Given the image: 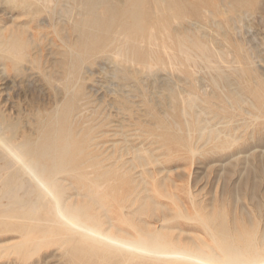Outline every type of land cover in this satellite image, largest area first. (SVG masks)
<instances>
[{
	"label": "rangeland",
	"instance_id": "374dc122",
	"mask_svg": "<svg viewBox=\"0 0 264 264\" xmlns=\"http://www.w3.org/2000/svg\"><path fill=\"white\" fill-rule=\"evenodd\" d=\"M116 1L120 0H104V3L108 6H118ZM151 1L152 0H142L143 13L141 14L142 17H140L142 32H139L140 29L138 30L136 27L132 28L133 26L131 25L129 26L131 30L129 28H123L122 20H127V22H129L132 21V19L128 17L125 18V16L121 13L110 15L105 18L102 17L99 19L100 21L97 22L98 24L95 26V31H93L92 40H90L91 42L89 44L91 47L85 50V52L83 51L82 41L75 43L77 32L69 24V22L62 19L64 12L61 10V4L64 0H53L49 9H42L39 12L38 15L44 14L40 17L46 18L51 25H47L39 30H36L35 22H32V25V23L28 21L29 23L27 26L30 28L32 27L31 29L34 30L33 32L35 34L36 41L41 42L39 43L41 51L38 55V62L41 63L40 67H44L48 64L45 66V69L49 67V70L58 75L60 73L54 71V69H57L56 62L58 59L60 60L62 54H66L71 58L69 61V65L71 64V66H69V74L71 73V75L70 77H67L69 81L64 80V75L62 74L58 76L55 74L54 78V81L57 79L62 81L57 84L59 90L61 89L60 92L63 93L65 89L66 91H69L68 99L65 102H67V104L69 102L68 105L71 106V113L67 116H70L69 118L72 117L70 120L73 119L71 127H74V131H77V128H80L81 130V127H84L81 132H79L80 130L78 131L79 134H77L75 139V141L77 140V142L80 143V148L84 149L79 155L77 162H84V164L78 173H71V176H68V178L74 186L80 188L82 191H85L86 189L94 187L97 182L100 183L101 181L102 183L104 182L103 180L109 181L107 179L110 178V176H108L109 173L113 176L110 178V180L113 178L112 182L105 181L106 183L103 185L108 183L110 184L104 186L105 188L102 187L103 189H101L102 191H105L107 195L101 193V195L98 196L100 200L104 199L105 202H109V198L112 197L111 199H114L113 201L111 200L113 203L115 198L118 199L120 197L118 200H121L123 199L122 197L125 196L123 199L124 201L122 202L126 203L125 198L127 196L129 197H127L126 200H129L130 197L132 198L134 195L138 194L137 200L139 203L140 201H142V203L144 202V205L142 204L139 208V211L141 210V217L139 215H135L134 217L133 215H128L130 222L133 221L132 223H134L136 227L138 226L137 229H141L143 231H153L159 228V230L161 229V233L164 235L165 230L167 229V237H172L171 239L173 240L178 237V241L181 244H187V246L204 243L211 244L212 241L210 236H208L207 230L204 227V229L201 227L202 224L199 219H197L199 216H202V218L209 220L208 222H213L215 224L213 226L217 229L220 228L221 224H225L226 228L228 227L229 232L233 235L241 233L242 229L244 232L246 230V232H249L250 230L254 231L253 229L257 228L258 232H261L262 235H258L256 229L254 234L256 235L259 244H261L262 242L260 241V236L264 235V93L262 94V92H264V67L261 66L264 65V0H162L163 2L159 0L160 3L157 0V3H155V0ZM71 2L72 4L74 3L73 6H77L81 2L85 3L86 0H72ZM1 4L3 6H0V19H4L3 21L0 20L1 25L4 22L5 26L9 25L8 27H10V25H12V21L23 20V18H20L18 15V10L0 2V5ZM6 6H8V8ZM166 6L167 8L170 7V9H165ZM221 6L225 7L222 8ZM155 7L164 9L165 12L162 13L160 11L158 12L159 14L157 12L156 14L154 12ZM171 8H173V10ZM224 10H226L227 13L223 14L225 12ZM228 11H230V13H228ZM237 11L240 13L238 14ZM229 14L239 16L240 20L238 21L239 18L237 17V19L236 16H234L237 20V23H234L236 20H229L228 16H231ZM112 16H115V18L113 19ZM14 17L16 18L15 20ZM81 17L82 16L77 15L76 13H73L72 16L74 22H78ZM7 18L10 20L9 23L7 22ZM23 21H27L26 18ZM215 21L217 22L215 23ZM232 22L235 25L232 24ZM194 27L196 29H194ZM30 28L28 30L32 31ZM54 29L59 32L58 35H55L57 33ZM183 30H185L186 35L193 39H200L203 42L209 40L206 43L215 49L217 47L216 50L219 49L221 54L224 55L222 56L225 61L217 55H215L217 58L212 56L213 54L210 55V61H214L211 63L208 62V64L210 63L209 65L213 68V72L211 67L208 69L206 68L209 66L208 64H205V61L208 60H198L196 57L194 59H196V62L199 64L197 65L194 61L193 63L197 65L196 66L194 64L196 67L191 63L193 60H189V62L187 61L186 64L185 60L180 57L178 60L181 59L180 61H183L182 63L179 64L177 59L176 64L175 62L172 63L175 64V66L177 65V67L169 66L170 63L168 65L166 60H164L163 63L162 61L161 63L153 62L151 65L154 67L151 68V71L143 66V54L151 48L160 52L159 46L151 45V40L149 39L151 35H154L157 38V44H160L161 40H166L168 45L170 44L169 46L173 47H170L169 50L176 51L174 49L177 45V32H183ZM134 33L136 34L134 37H136L135 39L137 43L125 49L122 47L123 56H115L119 40L121 42L122 40L124 41L125 36H127V39L130 40V36ZM63 34L66 35V37L62 40L61 36H63ZM45 35L49 38V40H51V42H53L49 47L44 46L46 44L49 45ZM38 37L39 39L37 40ZM51 37L53 38L51 39ZM213 42H215V44ZM66 44L73 50L71 55L69 53L67 54L69 51H67V46H64ZM188 44L191 45L190 43ZM62 47L63 49L65 47L64 50L66 51H64ZM50 49L52 53L50 52ZM227 50L230 52L229 54H227ZM192 51L195 52L193 48ZM74 52H81V58H76V54L74 55ZM45 56L47 58H45ZM227 56L228 58H226ZM257 57L260 62L256 59ZM116 61L118 63H116ZM201 61L202 63L204 62V64H202ZM214 62L217 64L218 68ZM257 62L258 64L261 63V65H258ZM181 64L183 65L181 66ZM225 67H228V69ZM221 68L225 73L223 71V73L219 72V70L221 71ZM174 72L176 75H174ZM13 74L16 75V77ZM221 74H225V76H222ZM10 76L17 79V85L14 86L13 84H9L8 86H5L0 84V86L7 87L4 92L7 93L9 98L11 96L14 101H19L22 108L23 106H27V103H33L39 106H48L47 97H45L47 92L46 86H48V83L42 81L41 84L44 85L43 87L41 85L40 90H23L21 83H19L22 79L21 77L23 76H17V74L12 71H10ZM211 77L213 79L215 78L218 84L215 79L213 81ZM222 77H226V80L224 78L225 82L228 80L227 82L231 84L228 85L227 82L224 83ZM196 79L197 81H195ZM59 80L56 82L58 83ZM53 83L55 84V82ZM70 85L72 88L75 85L73 90ZM63 86L67 87L64 89ZM171 88L173 89L172 92L170 91ZM40 92H44V96ZM235 92L239 93L241 96L235 94ZM179 93L182 95V98L178 99ZM188 93L193 96L197 95L200 99H198L197 96L198 100L194 98L195 96L190 97ZM70 94L73 95V98ZM224 95L228 100L224 98ZM4 97V94L0 93V106L3 109H8L9 105L5 104L3 101ZM190 98H192L193 101H190ZM239 98H242V100L240 99V101ZM183 104L186 110L183 109ZM190 107L192 108L191 110ZM181 109L185 113L181 112ZM201 110H204L202 111L203 114ZM186 111L188 112L186 113ZM193 111L195 113L199 112V116L196 117L198 114H193ZM77 112H83V115H80ZM75 113H77V116L75 115L74 117ZM183 113L186 115H182ZM87 116L89 117L88 119ZM195 118H197V120ZM206 119L208 120L209 125L208 122H206ZM174 121L177 124H175ZM186 121H188V123ZM83 122L85 124L88 123L89 125L85 126ZM201 126L203 128L206 127V130ZM214 127H216L217 130H215L216 128ZM210 130L212 132L209 133ZM89 131L92 132L90 133ZM122 133L124 135H122ZM126 146H128V148ZM136 146L137 148H140L141 152L146 151V160L141 159L140 162L139 159H135L137 155L135 153L137 150L135 149L137 148L134 147ZM120 148L121 152L119 151ZM123 148L126 150V152H124L125 154H123L125 156L122 155V152L125 151ZM133 148L135 152H133ZM127 150L131 153L128 154ZM132 152L136 155H132ZM119 155H122V157ZM131 156L135 157L133 158ZM154 157L158 160H155L156 158ZM134 159L138 161L137 164L136 161L134 162ZM111 160L112 162H110ZM130 160H133V162ZM142 161L146 164L144 163V165ZM117 162L121 165H123L124 162L127 164H124L125 166H121ZM97 164H100L101 166ZM130 164H133V167ZM139 165L141 169L143 168L145 171L141 169L139 170ZM143 165L144 167H142ZM109 167H113L112 170H114V172L116 169L119 170H117L116 173H111L112 171ZM115 167L116 169H114ZM123 170L125 171V174L122 172ZM98 172H102L101 174H104L105 176L103 175L104 177H102ZM105 173H107V175ZM117 173L118 175L119 173L120 175H123L124 179L121 178L122 176H116ZM79 174L82 176H79ZM84 174L87 176L84 177ZM138 174L141 175V177ZM99 176L100 179H97ZM95 178L96 180H94ZM131 179L135 180L133 181ZM158 180L161 181L159 182ZM117 182H119V184ZM116 183L119 186H116ZM137 183L138 187L136 188L135 186H137ZM139 183H141V185H139ZM122 184L124 186H122ZM125 184L129 185L126 186ZM160 185H162L163 188L159 189ZM125 187H129L127 189L128 191L130 190L129 193ZM139 187L142 189L141 192H139ZM122 188L126 191L124 189L123 190L125 192L121 190ZM131 188L133 189L131 190ZM153 189H155L156 192ZM110 190L113 191L109 192ZM118 190H120V192ZM143 190L148 192L145 193ZM135 191L136 193H134ZM118 192L121 193L122 196H120ZM157 192L159 194L158 196L155 194ZM116 193L119 196H116ZM130 193L134 194L129 195ZM163 195H168L169 198H164ZM147 196L149 197L147 198ZM84 197L85 196H76L75 201L79 203L80 201H87V197H85L86 199ZM143 197L146 198L144 199ZM151 198L155 202H152ZM175 201H179L181 204H179V206H182L185 209L182 207L181 209L179 206V209L176 208L178 202ZM192 201L194 203H192ZM115 202L113 204L111 203L113 210H115L117 207L116 205L118 204L117 200ZM136 203L139 204L138 202ZM94 205L91 204V207H94ZM159 206L165 207H162V210H160ZM95 207L97 208L96 205ZM169 209L173 210V212ZM175 209L176 215L174 213ZM178 210L182 214L178 213ZM207 210L209 211L208 215L206 212ZM196 211L198 213H196ZM214 211L218 213L219 216H217ZM210 212L214 215H211ZM150 213L151 216H149ZM177 214L179 218H176ZM220 214L222 215L220 216ZM223 215L224 217H222ZM185 217H188V219L190 217L193 218H190L191 220L189 219V221L185 220ZM218 217L220 219L222 218V221H226L221 223L222 221H219L220 219H217ZM223 218L225 219L223 220ZM172 219H178V222L176 220V223H174ZM194 219H196L195 221L198 220L200 223L192 221ZM143 222H148L149 225L145 226ZM159 222H165L166 224L164 223L163 228H160L161 224ZM123 223L125 222H118L117 224L128 230L130 233L135 234V231L137 230L136 228L131 229V227L127 226L128 224H125V226H127L125 227ZM152 223L154 226L150 225ZM218 223L220 224L219 227H217ZM225 225L223 226L225 227ZM175 226L176 228H174ZM232 226H234V228ZM168 228L171 229L169 230ZM230 228H232V230H230ZM234 231H236V234ZM4 233L6 232H2L0 234V241L2 242L6 240L5 242L8 243V241H14L15 238H17V234L14 232H7L8 234ZM177 234L179 236H177ZM200 238L201 241L204 242L200 243ZM176 239L174 241H177ZM63 240V238H55L48 243L41 244L37 248V253L35 252L32 254L29 259L25 260L26 262L23 260L21 261V257L16 250H11L8 254L3 253L2 257L0 256V264H19L20 262H23L20 264H71L69 256L66 252L75 246V242L67 240L66 243L65 241L63 243ZM192 242L194 244H192ZM27 249L29 250L31 247H28ZM95 260L92 255L87 254L77 259L76 263L96 264L92 262ZM101 264H115V262L111 261L106 263L104 261Z\"/></svg>",
	"mask_w": 264,
	"mask_h": 264
},
{
	"label": "bare ground",
	"instance_id": "6f19581e",
	"mask_svg": "<svg viewBox=\"0 0 264 264\" xmlns=\"http://www.w3.org/2000/svg\"><path fill=\"white\" fill-rule=\"evenodd\" d=\"M71 1L72 0H64V2L61 4V10L64 12L62 19L69 22V24L77 32V36L75 38V43L82 41L84 52H85V50H87L91 47V46H89V44L91 42L90 40H92L93 31H95V29H96L95 26L98 24L97 22L100 21L99 19L102 17L105 18V17L110 16V15H116L117 13H121L122 15L125 16V18L128 17V18L132 19V21H129V22H127V20H122V23H123L122 27L123 28H129V26L131 25V26H133L132 28L136 27L138 30L140 29L139 32H142L141 24H140L141 23L140 17H142L141 14L143 13L142 0H120V1H116L118 6H108L104 3V0H86L85 3L81 2L77 6H73L74 3L72 4ZM157 1H159V0H157ZM157 1L155 0V3H157ZM0 2L8 5L11 8H14L15 10H18L19 11L18 15L20 16V18L22 17L23 20L26 18V20H27V21H23V20L22 21H12V25H10V27H8L9 25L5 26L4 22L2 25L0 24V82H1L0 84L5 85V86H8L9 84H13L14 86L17 85L16 84L17 79L12 78V76H10V71L17 74V76L18 75L23 76V77L20 76L22 78L21 80L18 78L20 80L19 83H21L23 90H30V89L40 90L41 85H42L41 84L42 81H45L46 83H48V86H46L47 92H46V96H45V97H47L48 106H39L37 104H33V103L28 104L27 103V106H23V108L21 107V104L19 101H14L11 96L9 98L7 93L4 92L7 87L0 86L1 87L0 93L4 94V96H5L3 98V101L5 102V104L9 105L8 109L7 108L3 109L0 106V234L2 232H6V233L7 232H14L17 234V238H15L14 241L10 240V242L8 241V243H6L5 242L6 240L4 239V237H3V239L5 241L4 242L0 241V256L1 257L3 255V253L8 254L11 250H16V252L19 253V255L21 257L20 258L21 261L22 260L25 261V260L29 259V257L32 254H34L35 252L37 253V251H38L37 248L41 244L48 243L55 238H61V239L63 238L64 239L63 243H64V241L66 243L67 240L75 242V246L66 252L67 255L69 256V260H70L71 264H77L76 260L81 258V256L87 255V254L92 255L94 257V260L96 259L95 261H92L93 263H96V264H101L104 261L106 263L114 261L115 264H264V237H263L264 235L260 236V241L262 243L259 244V241L256 238V235L254 234L255 229L258 232L257 228L253 229L254 231L249 229L251 232L250 231L246 232L247 230L244 232L242 229L241 233H237V234H236V231H234V233L236 235H233L232 233L229 232L228 227L226 228L225 224H221L222 227L220 226V228L217 229L216 227L213 226V225H215L213 222L212 223L208 222L209 220H206L205 218H202V216H199L197 219H199V221L201 222V224H202L201 227L202 228L204 227L207 230L208 236H210L212 243L211 244H206V243L194 244L193 243L194 240H193L192 244H194V245L187 246V244L186 245L181 244L178 241L179 238L176 236L175 237L178 239L174 238V240L176 239L177 241H174L173 239H171L172 237L171 238L167 237L166 236V233H167L166 232L167 231L166 225H165L166 228H164V229H166L165 235H164L161 233V229L159 230V228L155 229L153 231H151V230L150 231H147V230L143 231L141 229H137L138 226L136 227L135 224L132 223L133 221L130 222V220L128 219L129 218L128 215H131V216L133 215V217L135 215L140 216L141 210L139 211V208H140V206H142V204L144 205V202L142 203V201H140V203H139V201L137 200L138 194L134 195L132 198L130 197L129 200H126V198L129 197V196H127L125 198L126 203L122 202V201H124L123 200L125 197L124 195H123L124 197H122L123 199H121V200H118L120 197L118 199L115 198V201L117 200V203H118L116 205L117 207L115 208V210H113V206L111 205L112 201L114 200V199L113 200L111 199L112 197L109 198L110 199L109 202H107V201L105 202L104 199L100 200L98 196L101 195V193L104 195H107L105 193V191H102L101 189L105 188L104 186H106L110 183H108L106 185H103V184H105L106 182H109V181L112 182L113 178L110 180L112 175H110L109 173H108V176H110V178H107L108 176L106 177L109 181L103 180L104 182H102V183H101V181H100V183L97 182V183H95L94 187L86 189L85 191H82L80 188H77L76 186H74L73 183L68 178V176H71V173L73 174L74 172L78 173V171L80 170V168L84 164V162H79V161L77 162L79 155L81 154V152L84 149L80 148V143H78L77 140L75 141L77 134H79V132H81V130H83L84 127L83 128L81 127V130H80V128H77L75 126L78 129L77 131H74V129H73L74 127L73 128L71 127L72 126L71 122L73 119L70 120L72 117L71 118H69L70 116L67 117L68 114L71 113L70 112L71 106L68 105L69 102H68V104H67V102H65L68 99V94H69V91L68 90L66 91V89H65L67 86H65V87L63 86L65 89V91L63 93L60 92L61 89L59 90V87H57V84L61 83L62 81L57 79V77H56V79L59 80V82L57 83L56 82L57 80L54 81L56 73L54 74L53 71L49 70V67L47 68L48 70L45 69V66L48 64H46L44 67L41 66L43 69L40 67L41 63L38 62V55L41 51V48H39V43H41V42L36 41L35 34L33 32L34 30L31 29L32 27L30 28L27 26V24L29 22L30 23L35 22L36 30L37 29L39 30L40 28H42L44 26L51 25V23L46 18L40 17V16H43L44 14H41V15H38V14L42 9H49L51 4L53 3V0H0ZM159 3H160V1H159ZM168 4H170V3H168ZM178 4H180V3H178ZM171 5H173V4H171ZM0 6H3V5L1 4ZM8 6H6V7L8 8ZM168 6H170V5H168ZM176 6H174V7H176ZM224 7L225 6H223L222 8H224ZM165 9H170V7L167 8V6H166ZM171 9L173 10V8H171ZM160 11L162 13L165 12L164 9L155 7V9H154L155 13L156 12L158 13ZM224 11L225 12L223 14L227 13L226 10H224ZM73 13H76L77 15L82 16L78 22H74V20L72 18ZM228 13H230V11H228ZM232 13H236V12H232ZM239 13L240 12H238V14ZM209 14H211V13H209ZM51 15H52V13H51ZM226 15H228V14H226ZM229 15H231V14H229ZM209 16H211V15H209ZM234 16H236V15L232 14L231 16H228L229 20L230 19L236 20L237 17L239 18V16H236V18ZM17 18H19V17H17ZM112 18L114 19L115 16L114 17L112 16ZM226 18H227V16H226ZM15 19L16 18L14 17V20ZM0 20H2V19H0ZM229 20H227V21H229ZM239 20H240V18L238 19V21ZM9 21L10 20H8V18H7L8 23H9ZM216 22L217 21H215V23ZM206 23H208V22H206ZM234 23H237V20H236V22L234 21ZM234 23L232 22V24H234ZM32 25H33V23H32ZM215 26H217V25H215ZM29 28L32 31H29L28 30ZM129 29L131 30V28H129ZM194 29H196V28L194 27ZM236 29H235V31H236ZM55 31L57 33L55 35H58L59 32H57V30H55ZM38 33H39V31H38ZM40 33H41V30H40ZM237 33H239V32H237ZM135 35H136L135 33L132 34L130 36L131 37L130 40L127 39V36H125L124 41L122 40V42H121L119 40V45L117 47V51H116L115 56L121 57V55L123 54L122 53L123 48L124 49L128 48L129 46L137 43V41L135 39L136 37H134ZM203 35H204V33H203ZM65 37H66V35L63 34V36H61V39L63 40V38H65ZM168 37H171V36H168ZM52 38L53 37H51V39ZM38 39H39V37L37 38V40ZM41 39H43V38H41ZM149 39L151 40V45L159 46V49H160V52H158V51L154 50L153 48H151L145 54H143V60H144L143 66H145V68H147L149 71H151L152 70L151 68L154 67V66L152 67V65H151L153 62L154 63L155 62L161 63V61H162V63H163L164 60H166L168 62V65L170 63L169 66H175V64L177 63L176 59H177V61H179L178 62L179 64L183 62V61L182 62L180 61L181 59L185 60V63L187 61L189 62V60L190 61L193 60L191 63H192V65H194L195 63H193V62L194 61L196 62V59H194L195 57L198 58V60L199 59L200 60H202V59L208 60V61L204 60L206 62L205 64H208V62L211 63L212 61H214V60L210 61L211 57H209V56L212 54H213L212 56H214L215 58H217L215 55L219 56L222 59L224 58L223 57L224 55L221 54L219 49L216 50L217 47L215 49L206 43L209 40H207L206 42H203L200 39L199 40L193 39V38L189 37L188 35H186L185 30H183V32H179V33L177 32V45L174 49L176 51H170L169 50V48L171 46H169L170 44L168 45V42L166 40H161L160 44H157L158 40L154 35H151L149 37ZM169 39H167V40H169ZM46 40L49 43V45L46 44L47 46L46 45H44V46L45 47L51 46L53 42H51V40H49V38L47 36H46ZM216 40H217V38H216ZM44 42H45V40H44ZM210 42H211V40H210ZM215 42H213V43L215 44ZM188 43H190L191 45H189ZM64 46L66 47L67 44ZM65 47H64V49H65ZM73 48H75V47H73ZM171 48H173V47H171ZM192 48L194 49L195 52L192 51ZM62 49H63V47H62ZM64 51H66V50H64ZM67 51H69V52H67V54L69 53L71 55L73 53V50L69 46H67ZM50 52L52 53L51 49H50ZM227 52H228V50H227ZM229 53L230 52H228L227 54H229ZM75 54H76V58H81V52H78V53L74 52V55ZM228 56L226 58H228ZM179 57L181 58L180 60H178ZM45 58H47V57L45 56ZM50 59H51V57H50ZM70 59L71 58L69 56H67L66 54H62V56L60 57V60L58 59V61L56 62L57 69L56 70L54 69L55 72L64 75V80H67V81H69L67 77H70V75H71V73L69 74V66H71V64L69 65ZM256 59L258 60V62H260L258 57ZM223 60L225 61V59H223ZM173 62H175V64H172ZM258 62H257V64H258ZM116 63H118V62L116 61ZM201 63H202V61H201ZM219 63H221V62H219ZM196 64L199 65L197 62H196ZM202 64H204V62ZM209 64H208L209 67H206L207 69L211 67V65H209ZM214 64H215V62H214ZM259 64L261 65V63H259ZM182 65L183 64H181V66ZM215 65L217 66V64H215ZM258 65H257V67H258ZM165 66H166V64H165ZM261 66L264 67V65H261ZM72 67H70V68H72ZM175 67H177V65ZM189 67H190V65H189ZM228 67L227 68L225 67V68L228 69ZM241 67H243V66H241ZM217 68H218V66H217ZM52 69H53V66H52ZM211 69L213 72L212 67H211ZM173 70H174V68H173ZM218 70H217V72H218ZM222 71L224 72V70H222V68H221V71L219 70V72L223 73ZM236 72H237V70H236ZM178 73H180V72H178ZM60 74H58V75H60ZM262 74H263V72H262ZM174 75H176V73ZM14 76L16 77V75H14ZM222 76H225V74H223ZM238 76H239V74H238ZM211 78H210V80H211ZM222 78H223L222 80H224V78L226 80V77H222ZM198 79H200V78H198ZM214 79H213V81H214ZM225 80L223 81L224 83H226L228 81L227 80L225 82ZM195 81H197V79ZM215 81H216V79H215ZM53 82H55V84ZM199 82H200V80H199ZM76 83H77V81H76ZM76 83H75V85H76ZM217 84H218V82H217ZM217 84H215V85H217ZM221 84H222V82H221ZM227 84L230 85L231 83L227 82ZM43 85H42V87H43ZM75 85L73 86V88L70 85L72 90L74 89ZM196 86H197V84H196ZM213 86H214V84H213ZM171 89H170V91L172 92L173 89L172 90ZM145 90H146V87H145ZM228 90H229V88H228ZM40 93H42V95H43L44 92H40ZM220 93H222V92H220ZM263 93L264 92H262V94ZM188 94L190 97L195 96L194 97L195 99H197V97H198L197 95L193 96V95H190V93H188ZM235 94L241 96L237 92H235ZM70 95L73 98V95L72 94H70ZM237 95H235V96H237ZM179 96H178V99L182 98L181 97L182 95H180V93H179ZM216 96H214V97H216ZM259 96L261 97L260 94H259ZM187 97H185V98H187ZM224 98L226 100H228L225 97V95H224ZM183 99H181V100H183ZM198 99H200V98L198 97ZM240 99L242 100V98H239V100ZM262 99H263V96H262ZM149 100H151V99H149ZM190 101H193V99L190 98ZM229 102H230V100H229ZM191 104H192V102H191ZM183 109L186 110L184 108V104H183ZM191 109L192 108L190 107V110ZM202 111H204V110H201V112ZM85 112H87V111H85ZM181 112H184V111H182V109H181ZM187 112L188 111H186V113ZM77 113L74 114V117ZM82 113H78V114L83 115ZM184 113L182 115H184ZM194 113L195 112L193 111V114ZM196 113L198 114V115H196V117H198L200 113L199 112H196ZM202 114H203V112H202ZM79 118H81V117H79ZM88 118L89 117L87 116V119ZM195 119L197 120V118H195ZM227 119H229V118H227ZM253 119H255V118H253ZM186 122L188 123V121H186ZM206 122H208V120ZM83 123H82V125H83ZM175 124H177V123L175 122ZM86 125H89V124L87 123V124H85V126ZM208 125H209V122H208ZM214 128H216V127H214ZM203 129L206 130V127ZM215 130H217V128ZM136 131H138V130H136ZM235 131H236V129H235ZM89 132L91 133L92 131H89ZM210 132H212V131L210 130L209 133ZM217 132H219V131H217ZM122 135H124V134L122 133ZM223 136H225V135H223ZM95 137H97V136H95ZM80 138H81V136H80ZM124 139H126V138H124ZM124 141H127V140H124ZM126 144H128V143H126ZM126 147L128 148V146H126ZM134 148H137V146ZM134 148H133V152H135V150H137V152H135L137 155L132 152V155L133 154L136 155L135 159H139V161L141 162V159L143 160L147 157V153L144 149L143 150L145 152H141L140 148H137L135 150H134ZM99 150H101V149H99ZM120 150H121V148L119 149V151ZM131 150H132V148H131ZM124 152H126V150L122 152V155L125 154ZM147 152H150V151H147ZM127 153L129 154L131 152H128V150H127ZM127 153H126V155H127ZM122 155H119V156L122 157ZM110 156H112V155H110ZM123 156H125V155H123ZM131 157H133V156H131ZM152 157H153V155H152ZM154 158H156V157H154ZM135 159H134V162L136 161V164H137L138 161ZM155 160H158V159L156 158ZM130 161L133 162V160H130ZM110 162H112V160ZM125 162H127V161H125ZM125 162H124V164L126 165L127 163H125ZM142 163L144 164L145 162L142 161ZM118 164L121 165L120 163H118ZM118 164H117V166H118ZM122 164H123V162H122ZM124 164L121 166H125ZM133 164L132 165L130 164V165L133 167ZM156 164H157V161H156ZM97 165H100V164H97ZM140 165H142V164H140ZM140 165H139V167H140ZM144 165L142 167H144ZM106 167H108V166H106ZM116 167L114 169H116ZM128 168H129V166H128ZM110 169L112 171L111 173H113L114 172V170H112L113 167H111ZM132 169H134V168H132ZM140 169H141V167L139 168V170ZM100 170L102 171L101 168H100ZM117 170H119V169H116L114 173H116ZM124 170L122 171L123 173L125 172ZM141 170H143V168ZM120 171H121V167H120ZM143 171H145V170H143ZM98 173L101 174L102 172L101 173L98 172ZM105 174L107 175V173H105ZM103 175L104 174H101L102 177L105 176V175L104 176ZM113 175H115V174H113ZM117 175H118V173L116 174V176ZM126 175H128V174H126ZM79 176H82V175L79 174ZM83 176L85 177L87 175L84 174ZM118 176L119 177L122 176L121 178H123V175H120V173ZM139 176L141 177V175H139ZM88 177H89V175H88ZM136 177H138V176H136ZM97 179H100V176ZM114 179H117V178H114ZM118 179H120V178H118ZM94 180H96V178ZM129 180H130V178H129ZM131 180H133V179H131ZM153 180H156V179H153ZM114 181H116V180H114ZM133 181H131V182H133ZM119 182H117V183L119 184ZM127 182H128V180H127ZM117 183H116V186H119V185H117ZM156 183H153V184H156ZM148 184H149V181H148ZM111 185H112V183H111ZM127 185H129V184H127ZM139 185H141V183H139ZM145 185H147V184H145ZM158 185H157V187H158ZM162 185L159 186L160 187L159 189L163 188ZM122 186H124V185L122 184ZM135 187L136 188L138 187V183H137V186H135ZM157 187H155V188H157ZM112 188H113V185H112ZM128 188L129 187H127L126 190ZM142 188H143V184H142ZM117 189H118V187H117ZM123 189L124 188H122L121 190H123ZM132 189L133 188H131V190ZM144 189H145V187H144ZM153 190H155V189H153ZM106 191H108V190H106ZM111 191H113V190H110L109 192H111ZM118 191L120 192V190H118ZM129 191H128V193H129ZM141 191H142V189L140 188L139 192H141ZM146 192H148V191H146ZM155 192H156V190H155ZM121 193H122V191H121ZM121 193H119L120 196H122ZM134 193H136V191ZM134 193H132V194L130 193L129 195H133ZM155 194L157 196L159 195L158 192ZM114 195H115V193H114ZM114 195H112V196H114ZM165 195H163L164 198L168 197V195L167 196H165ZM74 196L75 197L76 196H80V197L85 196V197H87V201L86 200H85V202L80 201V203H79V202L75 201L76 199ZM116 196H119V195L117 194ZM148 197L149 196H147V198ZM107 198H106V200H107ZM151 200H152V198H151ZM176 200H178V199H176ZM144 201H146V200H144ZM173 201H174V199H173ZM136 202H138L139 204H137ZM152 202H155V201L152 200ZM175 202H178V204L176 205L177 206L176 208H178L180 203H179V201H175ZM89 203H91L93 205L95 204L97 206V208L95 207V205H94V207H91V204H89ZM192 203H194V202L192 201ZM156 204H158V203H156ZM170 204H172V203H170ZM162 207H160V210H162L161 209ZM181 207L179 206V208H181ZM171 209H169V210H171ZM183 209H185V208H183ZM171 211L173 212V210H171ZM221 211H224V210H221ZM206 212L208 215L209 211L207 210ZM174 213L176 215V209H175ZM178 213L182 214L181 212H179V210H178ZM196 213H198V212L196 211ZM154 214H155V212H154ZM216 214H217V216H219L218 213H216ZM146 215H147V213H146ZM211 215H214V214L211 213ZM221 215L222 214H220V216ZM224 215L222 217H224ZM149 216H151V213L149 214ZM177 216H178V214H177ZM177 216H176V218H179V216L178 217ZM140 217H139V219L141 220ZM174 218H175V216H174ZM190 218H193V217H190ZM210 218H213V217H210ZM225 218H223V220ZM180 219H182V218H180ZM189 219H188V217H185V220H189ZM217 219H220V218L218 217ZM217 219H214V220H217ZM163 220H164V218H163ZM163 220H160V221H163ZM176 220L178 222V219H175V220H173L174 223H176L175 222ZM195 220L196 219H194L192 221H195ZM199 221L197 220L195 222L198 223ZM219 221H222V218ZM224 221H226V220H224ZM224 221H222L221 223H224ZM118 222H125V223H123V225L125 226V224L126 225L128 224L127 226L131 227V229L136 228L137 229L136 231L133 230V231H135V234L130 233L128 230L122 228L120 225L117 224ZM135 222H136V220H135ZM167 222H170V221H167ZM143 223L145 224V226L149 225L148 222H143ZM159 223L158 224L160 225V228H163V224L165 222L164 223L159 222ZM219 223L217 224L218 226L216 225L217 227H219V225H220ZM150 225H153V223ZM171 225H174V224H171ZM223 225H225V227ZM127 226H125V227H127ZM168 226H170V225H168ZM232 227L234 228V226H232ZM174 228H176V226ZM168 229L170 230L171 228H168ZM144 230H145V228H144ZM177 230H178V227H177ZM206 230H204V231H206ZM230 230H232V228H230ZM244 230H245V228H244ZM260 231H262V230H260ZM238 232H239V230H238ZM6 233H4V234H6ZM259 234H261V232L260 233L258 232V235ZM172 236L174 237L173 234H172ZM177 236H179V235L177 234ZM199 240H200V243L204 242V241H201V238ZM28 247H31V249L28 250L27 249ZM20 263H23V262H20Z\"/></svg>",
	"mask_w": 264,
	"mask_h": 264
}]
</instances>
